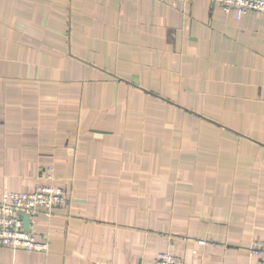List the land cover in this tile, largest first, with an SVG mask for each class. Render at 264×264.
<instances>
[{"label":"crops","instance_id":"0c3cea01","mask_svg":"<svg viewBox=\"0 0 264 264\" xmlns=\"http://www.w3.org/2000/svg\"><path fill=\"white\" fill-rule=\"evenodd\" d=\"M41 184L49 248L1 264H264V12L0 0V197Z\"/></svg>","mask_w":264,"mask_h":264},{"label":"built area","instance_id":"2783aa9c","mask_svg":"<svg viewBox=\"0 0 264 264\" xmlns=\"http://www.w3.org/2000/svg\"><path fill=\"white\" fill-rule=\"evenodd\" d=\"M214 2L220 4L224 11L234 12L237 19H242L247 12H264V0H214ZM67 202L65 189L53 184L38 185L33 191L4 192L0 197V246L23 248L30 252L47 251L49 242L37 239L33 231L25 229L22 213L28 214L32 220L40 214L52 215ZM250 252L264 259V240H254ZM155 264L186 263L174 251L167 250L159 253Z\"/></svg>","mask_w":264,"mask_h":264},{"label":"water","instance_id":"95a60500","mask_svg":"<svg viewBox=\"0 0 264 264\" xmlns=\"http://www.w3.org/2000/svg\"><path fill=\"white\" fill-rule=\"evenodd\" d=\"M22 216H23V219H24L25 229L31 230V226H30L31 219H30V216L28 214H26V213H22Z\"/></svg>","mask_w":264,"mask_h":264}]
</instances>
